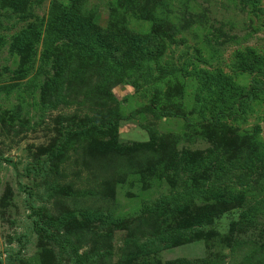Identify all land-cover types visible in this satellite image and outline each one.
I'll return each instance as SVG.
<instances>
[{
    "label": "rangeland",
    "instance_id": "1",
    "mask_svg": "<svg viewBox=\"0 0 264 264\" xmlns=\"http://www.w3.org/2000/svg\"><path fill=\"white\" fill-rule=\"evenodd\" d=\"M254 82L264 0H0V264H264Z\"/></svg>",
    "mask_w": 264,
    "mask_h": 264
},
{
    "label": "trees",
    "instance_id": "2",
    "mask_svg": "<svg viewBox=\"0 0 264 264\" xmlns=\"http://www.w3.org/2000/svg\"><path fill=\"white\" fill-rule=\"evenodd\" d=\"M253 85L254 86L252 87V89L250 91V94H251L250 96L255 95L256 94L255 92L261 91L264 88V83L254 82ZM216 120H218V118H216L214 120L212 119L211 121L213 123H215ZM94 122H96V121H94ZM109 124H110V121H105L103 123L98 124V127L106 128V126H108Z\"/></svg>",
    "mask_w": 264,
    "mask_h": 264
}]
</instances>
